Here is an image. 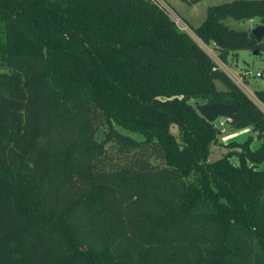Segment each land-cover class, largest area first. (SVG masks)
Segmentation results:
<instances>
[{"label": "trees", "instance_id": "obj_1", "mask_svg": "<svg viewBox=\"0 0 264 264\" xmlns=\"http://www.w3.org/2000/svg\"><path fill=\"white\" fill-rule=\"evenodd\" d=\"M252 17L225 0L192 29L225 61L264 51L224 21ZM213 67L150 0H0V264H264V113ZM198 100L260 145L210 160Z\"/></svg>", "mask_w": 264, "mask_h": 264}, {"label": "rangeland", "instance_id": "obj_2", "mask_svg": "<svg viewBox=\"0 0 264 264\" xmlns=\"http://www.w3.org/2000/svg\"><path fill=\"white\" fill-rule=\"evenodd\" d=\"M173 9L177 12L183 21L192 28L197 25L205 15V8L207 5L215 4L225 0H198L194 3H187L183 0H165ZM230 26H239L241 28H251L253 25L258 23L257 17H252V19H242V21H236L231 18H226L224 20ZM211 47L213 44L209 43ZM214 54L217 55V51L214 48ZM217 57V56H216ZM215 58V57H214ZM217 66L220 70L224 71L226 75L232 80L236 85V80H240L243 86L237 87L241 90L245 96L252 99L254 92L259 89H264V78L261 76H255V72H264V51L260 53L253 54L249 50H238L234 53H228L226 60L223 61L218 57L216 59ZM216 88L221 89L220 84L214 82ZM191 104H194L193 100H190ZM198 103H204V101L198 100ZM117 130L121 128L117 127ZM220 133L218 135L219 144L212 145L210 147L209 159H215L222 155L227 149L223 145L227 142L234 141L237 143H242L247 140L249 149H256L260 145V139L256 136V131L252 130L251 127H244L241 129L228 130V128L223 126L219 128ZM103 129L100 128L96 133L95 137L97 140L102 138ZM135 138H139L137 135H132ZM226 136V137H225ZM231 163L236 165L238 159L236 155L229 156ZM259 169H264V161L259 163L257 166Z\"/></svg>", "mask_w": 264, "mask_h": 264}, {"label": "built area", "instance_id": "obj_3", "mask_svg": "<svg viewBox=\"0 0 264 264\" xmlns=\"http://www.w3.org/2000/svg\"><path fill=\"white\" fill-rule=\"evenodd\" d=\"M150 1L153 4H155L158 8H160L163 12H165L178 29L187 33L194 40V43L198 45L202 49V51L214 62L215 67H213L212 69L218 68L217 63H216V59L218 60V57H216L217 55L214 54L215 46L211 47L209 44L204 43V41H202L195 34L193 29L189 28V26L183 21L181 16L177 12L173 11L171 6L165 0H150ZM255 76L257 77L259 76L258 71L255 72ZM236 85L238 87L243 86L240 80H236ZM251 101H253L259 107V109L264 113V106L255 98V96H253ZM229 120L230 118H222V117L217 118L214 121V126L221 129L223 128L226 122H229Z\"/></svg>", "mask_w": 264, "mask_h": 264}, {"label": "water", "instance_id": "obj_4", "mask_svg": "<svg viewBox=\"0 0 264 264\" xmlns=\"http://www.w3.org/2000/svg\"><path fill=\"white\" fill-rule=\"evenodd\" d=\"M250 32L256 41L264 35V23H256L250 28ZM253 54H256L257 51L253 50ZM195 110L198 114L203 117L206 121L213 123L217 118H230L234 112L239 108L237 102L232 103H198L195 105Z\"/></svg>", "mask_w": 264, "mask_h": 264}, {"label": "crops", "instance_id": "obj_5", "mask_svg": "<svg viewBox=\"0 0 264 264\" xmlns=\"http://www.w3.org/2000/svg\"><path fill=\"white\" fill-rule=\"evenodd\" d=\"M226 137V136H225Z\"/></svg>", "mask_w": 264, "mask_h": 264}]
</instances>
